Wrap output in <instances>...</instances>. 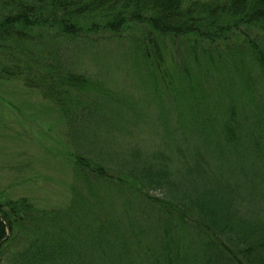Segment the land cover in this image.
I'll list each match as a JSON object with an SVG mask.
<instances>
[{
    "label": "trees",
    "instance_id": "16d2710c",
    "mask_svg": "<svg viewBox=\"0 0 264 264\" xmlns=\"http://www.w3.org/2000/svg\"><path fill=\"white\" fill-rule=\"evenodd\" d=\"M106 34L131 37L162 113L202 119L201 142L178 144L174 168L170 155L131 148L113 167L72 153L68 204L0 201V264H264V91L243 77L264 89V0H0V78L37 90L82 130L100 89L71 56ZM225 55L242 87L216 119L197 78Z\"/></svg>",
    "mask_w": 264,
    "mask_h": 264
},
{
    "label": "rangeland",
    "instance_id": "374dc122",
    "mask_svg": "<svg viewBox=\"0 0 264 264\" xmlns=\"http://www.w3.org/2000/svg\"><path fill=\"white\" fill-rule=\"evenodd\" d=\"M219 46L226 51L228 45ZM134 51L131 37L109 34L75 48L72 59L79 70L93 76L100 92L88 116L79 117L82 130L74 133L57 106L37 90L16 78H0V201L27 197L41 207L68 204L71 186L79 178L71 154L79 149L108 167L136 156L127 152L129 148L139 153V159L167 154L174 159V168L179 165V145L198 146L203 134L196 125L202 119L184 124L174 108L164 116V104L152 90L154 82L135 67ZM232 63L225 55L217 69L204 68L198 74L196 94L203 104L209 103L212 118L225 116L230 87H242L241 74ZM243 77L264 91L255 73ZM233 98L240 96L236 93ZM224 101L225 106L217 107ZM250 105L253 109L252 101ZM211 164L218 170L216 162Z\"/></svg>",
    "mask_w": 264,
    "mask_h": 264
}]
</instances>
